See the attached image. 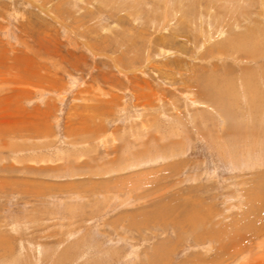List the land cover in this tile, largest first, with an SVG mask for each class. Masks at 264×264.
I'll list each match as a JSON object with an SVG mask.
<instances>
[{
  "label": "rangeland",
  "instance_id": "374dc122",
  "mask_svg": "<svg viewBox=\"0 0 264 264\" xmlns=\"http://www.w3.org/2000/svg\"><path fill=\"white\" fill-rule=\"evenodd\" d=\"M0 264H264V0H0Z\"/></svg>",
  "mask_w": 264,
  "mask_h": 264
},
{
  "label": "crops",
  "instance_id": "0c3cea01",
  "mask_svg": "<svg viewBox=\"0 0 264 264\" xmlns=\"http://www.w3.org/2000/svg\"><path fill=\"white\" fill-rule=\"evenodd\" d=\"M24 129H25V127H24ZM26 129H27V128H26ZM36 131H37V133H36ZM22 132H24V133H23L24 138H27V137H28V138H29V137H35V135H34L32 132H31L32 134L30 133V134H31V136H30V135H29V132H28L27 130L22 131ZM34 133H36L38 136L40 135V132H39L38 129H36ZM24 138H23V139H24ZM16 143H18V140H17V139L14 140V138H13V139H11V141L8 142V145H9V146H10V145H11V146H12V145L14 146ZM11 146H10V147H11ZM15 151H16V150H15Z\"/></svg>",
  "mask_w": 264,
  "mask_h": 264
}]
</instances>
